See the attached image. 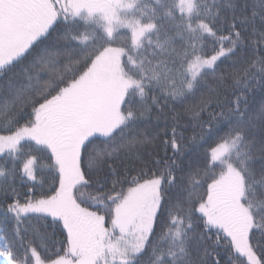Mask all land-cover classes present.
Listing matches in <instances>:
<instances>
[{"label":"snow or ice","instance_id":"snow-or-ice-1","mask_svg":"<svg viewBox=\"0 0 264 264\" xmlns=\"http://www.w3.org/2000/svg\"><path fill=\"white\" fill-rule=\"evenodd\" d=\"M151 3L0 0V264H264V0Z\"/></svg>","mask_w":264,"mask_h":264},{"label":"trees","instance_id":"trees-1","mask_svg":"<svg viewBox=\"0 0 264 264\" xmlns=\"http://www.w3.org/2000/svg\"><path fill=\"white\" fill-rule=\"evenodd\" d=\"M143 4H146L148 7L145 8L144 10L146 12H148V14L150 15V9L152 7V3H151V0H143ZM143 7V5H142ZM177 15H179V13L177 12ZM223 27H227L226 25H223ZM219 34H223V35H227V31L223 32V33H219ZM127 39L128 43L130 44V33L126 30V29H121L120 30V37L118 38L117 40V43L114 45V46H122L123 44V41ZM153 39H155V37L153 36ZM182 44L183 42L177 38L176 41H175V47L177 49H181L182 48ZM228 45H225V47H227ZM219 45H216V48H218ZM206 51V54L207 55H212L213 54V48H212V44H211V41L208 42V47L207 49H205ZM191 103H194L193 100H189L186 102V104H191ZM178 110L183 112L184 111V107L183 106H178ZM25 112L28 113V114H25L22 116V118L19 120V123L20 124H23L25 121H27L28 119L31 118V116L29 115L31 113V108H27L25 109ZM187 123V130L185 131V129L182 127L181 131H185V135L186 136H191L193 133H192V127H191V123L189 122V118L187 116H184V118L181 120V124H186ZM163 125H161L162 127ZM6 134V133H5ZM213 146V143H208V144H203L199 151L200 153L203 155L204 153L207 152V150ZM25 147H27V145H25ZM158 151L160 152V155L163 156V150H162V147L160 149H158ZM169 154H171V149L169 148ZM7 161V167H11V158L10 157H7L5 156L4 154H0V164H5V162ZM47 162V161H45ZM202 163L203 161H201V163L199 165H194V166H202ZM216 171L218 172L219 169L217 168ZM136 173L135 172H132L130 173V175H135ZM159 174V173H157ZM128 185H125V187H127ZM13 187L16 188V191L17 193H19V198L21 199V202H23L27 196H28V188L31 187V182H28V183H23L21 182L20 178H19V175H17L15 181L13 182ZM206 187V185H205ZM45 188H47V185H45ZM54 190V189H53ZM82 191H85L87 192L86 189H82ZM34 194L38 197L40 196L41 194H44L41 190H39V188H37L34 192ZM47 194H51L50 192H48ZM13 198V195L12 194H8V195H5L4 193H0V204L3 205V208H6L7 207V204L11 202ZM92 210H95V209H92ZM48 220L50 221L51 220V217H48ZM14 225H15V222L12 220V219H6L5 216H4V211L3 209H0V228H3L4 231L6 232H11L12 229L14 228ZM60 229L62 231V225H60ZM159 227H157V234H159ZM214 236V234H213ZM26 239L28 240H31L32 237L31 235H29ZM36 244H38L39 242L36 241L35 242ZM223 243V242H222ZM3 245V241H0V246ZM35 246V244H34ZM39 251V249H38ZM43 255V253H42ZM228 257V253L225 252V251H221V254H220V264H224V261L227 259ZM50 258H55V257H50ZM45 259L47 260L48 258L45 257Z\"/></svg>","mask_w":264,"mask_h":264}]
</instances>
